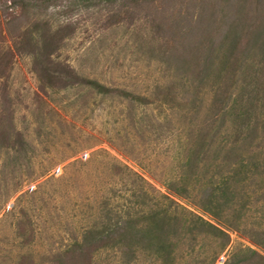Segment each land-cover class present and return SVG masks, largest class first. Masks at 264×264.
Wrapping results in <instances>:
<instances>
[{
    "label": "rangeland",
    "instance_id": "1",
    "mask_svg": "<svg viewBox=\"0 0 264 264\" xmlns=\"http://www.w3.org/2000/svg\"><path fill=\"white\" fill-rule=\"evenodd\" d=\"M28 1L19 9L0 0V264H264V0ZM37 19L51 26L38 45L53 38L51 58L76 75L35 66L44 55L20 42ZM204 57L211 65L199 78ZM230 60L225 122L208 136L200 175L215 176L234 143L258 166L247 183L256 194L228 238L181 230L158 253L143 216L185 174ZM248 134L254 141L240 142ZM138 188L148 194L133 195ZM127 214L142 228L85 237L112 232Z\"/></svg>",
    "mask_w": 264,
    "mask_h": 264
},
{
    "label": "trees",
    "instance_id": "2",
    "mask_svg": "<svg viewBox=\"0 0 264 264\" xmlns=\"http://www.w3.org/2000/svg\"><path fill=\"white\" fill-rule=\"evenodd\" d=\"M11 6H16L19 9H27L30 7L28 0H7ZM82 4H90L93 0H78ZM106 2H113L115 0H104ZM34 5V4H33ZM47 22L40 19L35 20L31 27L25 30L23 33L24 40L20 43L35 47V54L40 51L41 56L44 55V59L41 63H35L36 67L39 66V71L53 76H62L63 73H69L76 75L73 68L64 63V61L54 60L51 58L55 52L57 44L52 41L53 38L43 41L42 46L38 45V40L35 35L40 32L41 29L49 28ZM61 28L55 30L54 35L59 36V39L63 41ZM236 42H233L232 49H236ZM235 46V47H234ZM57 59V58H55ZM46 60V62H44ZM207 58H201V65L203 69L199 68L196 72L197 77H202L204 72V66L208 69L211 63H206ZM199 65V66H201ZM227 67H229V75L225 76V81L220 86L218 85L211 97L210 103L207 109V116L203 120L201 126L197 129V136L200 140V144L196 148L189 150L188 154L190 159L185 165V174H180L178 177H174L172 184L168 189L173 195H166L158 191V195L154 197V206L145 216V219L149 220V225L146 227L149 238L156 240L154 245L156 252H161L167 249L165 240L171 235V233H177L181 230H185L190 234H200L203 230L211 232L216 237L228 238V229L238 230L242 225L243 216L245 211L248 210L251 198L256 194L257 187L249 189L248 181L253 177L251 168H258L257 164L247 160L243 155H237L234 153V148L237 146L234 143L230 145L225 144L228 151L225 152L227 158L226 164L218 166L219 169L214 172L215 176L211 175L209 178L200 175L201 158L204 150H206L208 142L211 138L208 137L211 133L219 132L221 123H224V115H226L228 109V100L231 95V83L235 76V62L227 61ZM85 82V81H84ZM87 84L95 86L99 92H107L102 84L95 80H86ZM174 99V96L171 97ZM233 129V127H232ZM232 134H236V130H232ZM231 134V135H232ZM212 135V134H211ZM208 137V138H207ZM238 141V138H236ZM254 141L252 134L246 135L241 138L240 142L247 144ZM230 142V140L228 141ZM241 143V145H242ZM231 157H234L233 159ZM139 180L147 183L146 179L139 174ZM193 181H191L192 179ZM261 188V187H260ZM262 189V188H261ZM143 190V189H142ZM254 190V193H253ZM147 190L140 191V189H134L133 195L144 198L147 195ZM253 194V195H252ZM172 196V197H171ZM182 198L193 202V204L205 213L210 215L216 220L212 222L205 219L202 215L185 207L182 204L177 203V199ZM163 200L167 201L164 206ZM230 215H235V220H230ZM218 221L221 223H218ZM123 224H115L112 232L89 230L86 232L85 237L93 239H99L103 234L106 238H111L116 235L120 238H125L129 229L138 230L142 227L135 226L136 222L133 221L130 216L122 218ZM173 247V243H171ZM175 245V243H174ZM134 254V253H133ZM169 255V252L167 253ZM130 264V263H125Z\"/></svg>",
    "mask_w": 264,
    "mask_h": 264
}]
</instances>
